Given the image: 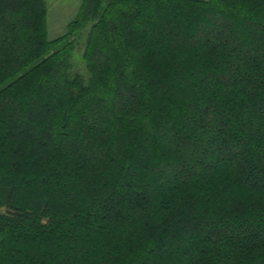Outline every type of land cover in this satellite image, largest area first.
I'll return each mask as SVG.
<instances>
[{"label":"trees","instance_id":"16d2710c","mask_svg":"<svg viewBox=\"0 0 264 264\" xmlns=\"http://www.w3.org/2000/svg\"><path fill=\"white\" fill-rule=\"evenodd\" d=\"M46 15L0 0V264H264V0Z\"/></svg>","mask_w":264,"mask_h":264},{"label":"rangeland","instance_id":"374dc122","mask_svg":"<svg viewBox=\"0 0 264 264\" xmlns=\"http://www.w3.org/2000/svg\"><path fill=\"white\" fill-rule=\"evenodd\" d=\"M43 1L47 9V15H46L47 39L53 40L66 33L68 24L75 19L76 15L80 10L83 0H43ZM90 26H91L90 23L84 26L80 31L77 32L78 34H76L75 37L73 38L75 42L74 44L75 46L72 52V60H71L72 69L84 75H86V71H85L84 62L82 60V52ZM217 76L218 74H214V77ZM114 101H115L114 102L115 106H121L125 103L126 98L118 97L117 99H114ZM199 118L202 124L204 125V121L208 120V115H205V113L200 114ZM196 140H197L196 141L197 150L200 151L204 148V141L201 140L199 136H196ZM186 152L188 154H192L191 149H187ZM193 155L194 154H192V156ZM172 175L174 176L176 174L172 173Z\"/></svg>","mask_w":264,"mask_h":264}]
</instances>
